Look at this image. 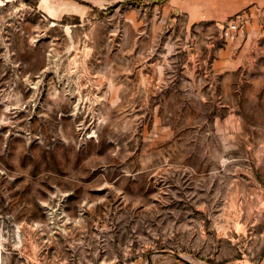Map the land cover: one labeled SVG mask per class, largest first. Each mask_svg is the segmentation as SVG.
I'll list each match as a JSON object with an SVG mask.
<instances>
[{"label":"rangeland","instance_id":"1","mask_svg":"<svg viewBox=\"0 0 264 264\" xmlns=\"http://www.w3.org/2000/svg\"><path fill=\"white\" fill-rule=\"evenodd\" d=\"M28 1L0 0V264H264V0Z\"/></svg>","mask_w":264,"mask_h":264},{"label":"built area","instance_id":"2","mask_svg":"<svg viewBox=\"0 0 264 264\" xmlns=\"http://www.w3.org/2000/svg\"><path fill=\"white\" fill-rule=\"evenodd\" d=\"M244 27L245 26L242 24L240 19L237 18L236 20H233L228 24L227 28L225 29V36L233 38L234 35L242 31ZM109 264H113V263H109Z\"/></svg>","mask_w":264,"mask_h":264},{"label":"bare ground","instance_id":"3","mask_svg":"<svg viewBox=\"0 0 264 264\" xmlns=\"http://www.w3.org/2000/svg\"><path fill=\"white\" fill-rule=\"evenodd\" d=\"M96 1V0H95ZM101 1V0H100ZM99 2V1H98ZM102 3L104 2V1H101ZM96 3V2H95ZM97 4V3H96ZM74 11V13H76V14H81L82 13V11H83V7L82 6H80V5H78V4H73V5H71V6H69V7H67L66 9H65V11ZM1 246V245H0Z\"/></svg>","mask_w":264,"mask_h":264},{"label":"trees","instance_id":"4","mask_svg":"<svg viewBox=\"0 0 264 264\" xmlns=\"http://www.w3.org/2000/svg\"><path fill=\"white\" fill-rule=\"evenodd\" d=\"M39 1H40V0H38V1L36 0L35 3H33V7H34L35 9H37ZM26 2H29V3L31 4V2L28 1V0H26Z\"/></svg>","mask_w":264,"mask_h":264}]
</instances>
